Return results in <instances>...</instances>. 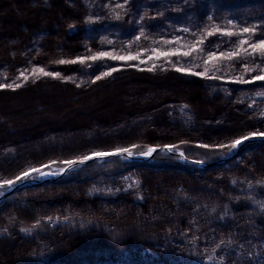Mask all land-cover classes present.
Returning a JSON list of instances; mask_svg holds the SVG:
<instances>
[{"label":"trees","instance_id":"trees-1","mask_svg":"<svg viewBox=\"0 0 264 264\" xmlns=\"http://www.w3.org/2000/svg\"><path fill=\"white\" fill-rule=\"evenodd\" d=\"M260 40L264 0H0V194L170 150L5 194L0 264H264Z\"/></svg>","mask_w":264,"mask_h":264},{"label":"snow or ice","instance_id":"snow-or-ice-1","mask_svg":"<svg viewBox=\"0 0 264 264\" xmlns=\"http://www.w3.org/2000/svg\"><path fill=\"white\" fill-rule=\"evenodd\" d=\"M185 31H187V29H185ZM251 31L252 30L249 29V28H244L243 29V32H245V33H249ZM211 34L212 33H209V35H211ZM227 34L228 35H232V33H227ZM244 43H246V41H241V44H244ZM250 47H251V50H252L253 53L259 52L261 55H264V40H260L257 44L250 45ZM106 55H107V53H99L97 56L90 57L89 59L95 60V59H97L99 57L106 56ZM167 55H178V53L177 52H171V53H167ZM182 55L187 56V55H189V53L188 52H184V53H182ZM221 55H224V54L222 53ZM234 55H238V53H230V54H228L229 58H231ZM113 58L115 59L117 57H113ZM119 59H135V57H131V56H129V57H119ZM215 59H217V57H215L214 55L210 54L209 61L215 60ZM74 62L75 61H64V60H60L58 63L63 64V63H74ZM81 62H83V61H81ZM177 70L179 71L180 69H177ZM40 71L44 75H59V73H47V72H44L43 69H41ZM248 71H251V69H248ZM107 74L108 73H105V75H107ZM193 74L194 75H202V73H193ZM98 79H99V77H98ZM253 79L254 80H264V75H262V76H255V77H253ZM245 82H249V81H245ZM5 86L6 85H0V87H5ZM7 86L8 87H11V85H7ZM255 135H257V133H251L250 134V136H255ZM259 135L264 136V132L259 133ZM250 136H243V137H241L239 139L233 140L229 145H226V146L225 145H221V147H229L231 149H236L241 143H243L245 140L249 139ZM205 147H207V146H205ZM124 151H127V150L125 149ZM152 151H154V149H151L150 148L148 150V152L141 153V155H149ZM94 155L99 156V157H103V156L108 155V153H95ZM129 155H131L130 152H129ZM88 158L89 157H85L84 159H88ZM68 163L69 164H72L73 162L72 161H68ZM32 171L35 172V171H39V170L33 169ZM29 174L30 173L25 172L23 174V176L16 177V180L19 181L21 179H24ZM4 183L7 184V185H9V186H12L15 183V181L7 180Z\"/></svg>","mask_w":264,"mask_h":264},{"label":"water","instance_id":"water-1","mask_svg":"<svg viewBox=\"0 0 264 264\" xmlns=\"http://www.w3.org/2000/svg\"><path fill=\"white\" fill-rule=\"evenodd\" d=\"M256 140H259V138H249V139H247V140H245L244 142H246V141H256ZM243 142V143H244ZM242 144V143H241ZM240 144V145H241ZM239 145V146H240ZM238 146V147H239ZM237 147V148H238ZM151 149H154V151H152L149 155H141V153H139V154H131V155H129V152H125V151H116V152H111V153H108V155H106V156H103V157H99V156H96V155H92V156H89V158L88 159H80V160H76V161H72L73 163L72 164H67V165H65L64 167H62L61 168V170L55 175V176H60L62 173H64L70 166H72V165H75V164H83V163H85V162H88V161H90V160H94V159H104V158H106V157H109V156H116V155H122V154H124V155H126L129 159H132V160H136V161H142V160H146V159H148V158H150L151 157V155L156 151V150H158V149H161V150H165V151H170L166 146H164V145H157V146H153V147H150ZM149 148V149H150ZM236 148V149H237ZM148 149V150H149ZM148 150H146L145 152H148ZM142 153H144V152H142ZM178 155H180L181 157H182V155H181V152L180 151H177L176 152ZM220 160V159H219ZM194 162H196L199 166H203V165H205L206 163L205 162H203V161H194ZM46 179H49V177L47 176V177H43V178H28V179H25V180H21V181H17V182H15L12 186H9L1 195H0V200L3 198V196L5 195V194H7V193H10V192H12V191H14L15 189H17L18 187H20V186H23V185H25V184H30V183H36V182H40V181H43V180H46Z\"/></svg>","mask_w":264,"mask_h":264},{"label":"rangeland","instance_id":"rangeland-1","mask_svg":"<svg viewBox=\"0 0 264 264\" xmlns=\"http://www.w3.org/2000/svg\"><path fill=\"white\" fill-rule=\"evenodd\" d=\"M33 170V169H32ZM32 170H29L28 171V173H30V174H35L34 176H27L26 178H24V179H21V180H25V179H28V178H43V177H45V176H48L49 177V179H51V178H54V176L56 175L55 173H57L59 170H56V169H54V170H51L50 168H43V169H37V170H39V171H35V172H33ZM55 174V175H54ZM21 180H19V181H21ZM17 182V181H16ZM8 187H9V185H8ZM7 189V188H6ZM1 195V194H0Z\"/></svg>","mask_w":264,"mask_h":264},{"label":"bare ground","instance_id":"bare-ground-1","mask_svg":"<svg viewBox=\"0 0 264 264\" xmlns=\"http://www.w3.org/2000/svg\"><path fill=\"white\" fill-rule=\"evenodd\" d=\"M246 142H248V141H246ZM155 146H157V145H155ZM159 146H160V145H159ZM164 146H166V145H164ZM150 147H153V146H150ZM150 147H148L146 150H148ZM166 147H167V146H166ZM167 148H168V147H167ZM126 150H127V151H125V152H130L131 154H133L130 150H128V149H126ZM146 150H145V151H146ZM158 150H161V149H158ZM116 151H124V150H115V151H112V152H116ZM145 151H144V152H145ZM108 153H111V152H108ZM122 155H123L124 157H126L127 159H129L126 155H124V154H122ZM91 156H92V155H91ZM116 156H119V155H116ZM109 157H114V156H109ZM106 158H108V157H106ZM104 159H105V158H104ZM79 160H80V159H79ZM130 160H132V159H130ZM75 161H76V160H75ZM88 162H89V161H88ZM85 163H87V162H85ZM85 163H83V164H85ZM66 165H67V164H66ZM80 165H81V164H80ZM72 166H73V165H72ZM63 167H64V166H63ZM70 167H71V166H70ZM60 170H61V169H60ZM60 170H59V171H60ZM59 171H58V172H59ZM58 172H57V173H58ZM57 173H56V174H57ZM45 177H47V176H45Z\"/></svg>","mask_w":264,"mask_h":264}]
</instances>
